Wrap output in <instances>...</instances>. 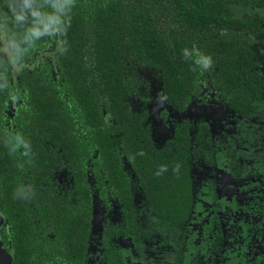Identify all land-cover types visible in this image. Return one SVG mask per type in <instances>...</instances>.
<instances>
[{
    "label": "flooded vegetation",
    "instance_id": "1",
    "mask_svg": "<svg viewBox=\"0 0 264 264\" xmlns=\"http://www.w3.org/2000/svg\"><path fill=\"white\" fill-rule=\"evenodd\" d=\"M208 3L215 26L196 22L177 44L193 68L175 81L185 91L153 68L126 63L136 81L135 92L117 100L116 113L129 122L126 139L101 138V123L113 136L122 123L101 115L97 94L90 108L62 93L65 69L53 43L21 58L0 20V135L13 133L15 148L0 152V264H20L17 246L38 244L37 235L62 254L60 264H264V0ZM201 56L211 57L206 69ZM44 65L53 84L45 79L40 100L35 73ZM38 111H45V137L28 138L26 153L20 125L36 127ZM42 190L58 207L89 193L82 258L63 236L47 233L34 205L37 213L31 206L25 219L21 207L9 208ZM27 221L31 228L19 233Z\"/></svg>",
    "mask_w": 264,
    "mask_h": 264
},
{
    "label": "trees",
    "instance_id": "2",
    "mask_svg": "<svg viewBox=\"0 0 264 264\" xmlns=\"http://www.w3.org/2000/svg\"><path fill=\"white\" fill-rule=\"evenodd\" d=\"M208 1L0 0V20L10 45L19 46L21 58L31 57L34 50L48 49V44L53 43L54 57H62L65 69V84L60 89L62 93L74 96L78 105L90 108L93 107L92 96L97 94L101 101V115L104 110L122 123L123 118L116 113H122L118 109L122 103L117 100L123 99L128 91L135 92L132 84L136 83L134 79H128L126 63L141 69L153 68L167 77L168 87L179 92L186 90L175 81L188 79L193 74V68L189 67L190 53L185 55L177 44L191 35L188 29L193 31L196 22L215 26L217 16L208 15ZM212 6L213 12L215 7ZM5 67L0 61V91L1 74ZM41 71L35 73L37 85L34 89L38 99L45 100V91L49 86L45 79L50 84L53 81L47 66L44 65ZM42 74L44 82L39 79ZM5 85L8 86V83L5 82ZM45 105L41 104L40 110L45 109ZM37 113L41 122H36V127L30 126L28 121L20 125L26 153H29L27 147L30 146L28 138L45 137V111ZM128 125V121L122 123L118 135L113 136L101 123V138L126 139L130 137ZM0 137L4 138L0 140V152L15 154L13 133L9 135L4 129ZM57 200L54 195L48 200V194L42 190L37 192L35 199L28 197L24 206H19L21 203H16L15 207L8 206L12 211L21 207L18 217L25 219L29 207L34 205L41 222L50 224L47 233L63 236L69 242V252L82 258L88 233L90 195L87 192L76 194V203L69 202L67 207H58ZM19 227L21 234L25 233L22 231L24 227L31 228L28 221ZM36 228L39 232L45 227L38 223ZM37 241L39 245L27 241L17 246L15 257L20 264L63 263L60 252L54 247H44L48 240L44 242L37 235Z\"/></svg>",
    "mask_w": 264,
    "mask_h": 264
},
{
    "label": "clouds",
    "instance_id": "3",
    "mask_svg": "<svg viewBox=\"0 0 264 264\" xmlns=\"http://www.w3.org/2000/svg\"><path fill=\"white\" fill-rule=\"evenodd\" d=\"M185 55L188 54L187 49L184 50ZM197 63L201 65L202 68H208L211 64V57L209 56H201L198 60Z\"/></svg>",
    "mask_w": 264,
    "mask_h": 264
}]
</instances>
